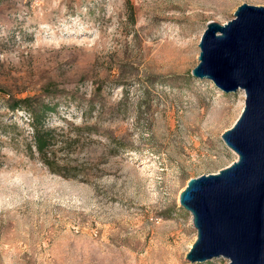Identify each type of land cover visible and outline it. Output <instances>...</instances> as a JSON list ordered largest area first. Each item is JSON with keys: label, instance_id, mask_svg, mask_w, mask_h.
Here are the masks:
<instances>
[{"label": "rangeland", "instance_id": "obj_1", "mask_svg": "<svg viewBox=\"0 0 264 264\" xmlns=\"http://www.w3.org/2000/svg\"><path fill=\"white\" fill-rule=\"evenodd\" d=\"M242 4L264 0H0V264H191L179 195L237 160L244 107L191 70ZM24 98L55 109L52 170Z\"/></svg>", "mask_w": 264, "mask_h": 264}, {"label": "water", "instance_id": "obj_2", "mask_svg": "<svg viewBox=\"0 0 264 264\" xmlns=\"http://www.w3.org/2000/svg\"><path fill=\"white\" fill-rule=\"evenodd\" d=\"M191 76L223 93H244V107L222 133L237 160L216 174L190 179L179 205L191 215L196 239L191 264H264V6L242 4L224 24L208 22Z\"/></svg>", "mask_w": 264, "mask_h": 264}, {"label": "trees", "instance_id": "obj_3", "mask_svg": "<svg viewBox=\"0 0 264 264\" xmlns=\"http://www.w3.org/2000/svg\"><path fill=\"white\" fill-rule=\"evenodd\" d=\"M9 109L11 111L19 110L29 114L31 119V144L29 149L31 150L33 148L41 162L52 170L53 163L50 161L48 155L50 154L53 137L51 136L52 130L45 128V118L47 112L54 113L55 109L46 104L35 105L31 98L15 100Z\"/></svg>", "mask_w": 264, "mask_h": 264}, {"label": "bare ground", "instance_id": "obj_4", "mask_svg": "<svg viewBox=\"0 0 264 264\" xmlns=\"http://www.w3.org/2000/svg\"><path fill=\"white\" fill-rule=\"evenodd\" d=\"M243 96H244V95H243ZM213 131H214V130H213ZM190 247H191V246H190ZM170 250H171V249H170ZM179 256H180V255H179V253H178V254H177V257L179 258ZM169 257H170V256H169ZM171 260H172V259H171ZM171 260H170V261H171ZM172 264H173V263H172Z\"/></svg>", "mask_w": 264, "mask_h": 264}]
</instances>
